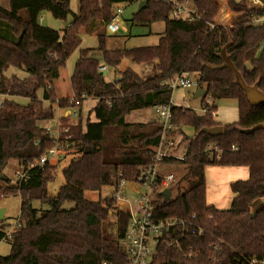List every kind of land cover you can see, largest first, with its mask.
I'll return each mask as SVG.
<instances>
[{
    "label": "trees",
    "instance_id": "obj_1",
    "mask_svg": "<svg viewBox=\"0 0 264 264\" xmlns=\"http://www.w3.org/2000/svg\"><path fill=\"white\" fill-rule=\"evenodd\" d=\"M132 1L79 0L78 13L70 9V0H7V8L0 6V95L28 99L25 104L7 98L0 102V197L18 195L20 199L16 219L19 226L9 238L5 237L9 225L0 220V241L9 240L10 246L6 255H0V264H100L103 260L126 264L119 240L129 221V212L119 208L111 194L97 200L84 196L85 191H100L103 187L113 190L120 179H132L138 166L150 163L161 126L155 120L127 122L126 116L156 104H168L172 90L163 82L177 74L197 71L194 58L211 59L215 50L221 49L219 44L225 36L226 43L233 37L241 47L234 58L249 81L256 78L258 64L264 63V23L252 22L254 17L264 15V0H257L254 5L245 0H226L236 15L228 28L219 21L217 0H188L198 14L193 20L171 18L174 6L171 2L140 0L145 4L133 13L131 21L148 28L160 23L157 43L108 47L107 35L100 28L113 16L115 4ZM42 12L63 21L68 15L71 18L60 31L40 23ZM80 29L87 34L95 33L97 45L78 49L69 84L72 97L96 99L89 110L95 121L86 118L83 124L78 116L77 123L69 125L70 148L77 155L62 168L63 182L56 194L50 195L46 185L52 180L55 165L38 164L39 157L53 144L44 125L54 115L51 103L65 106L71 98L57 99L52 85L59 69L79 46ZM123 58L140 65L139 73L128 66L121 69ZM100 64L112 68L117 78L106 80L98 69ZM8 68L22 76L6 75ZM197 76L203 89L200 107L205 111L199 114L189 107H170L174 128L168 134L181 135L178 143L187 144L181 159H168L181 164L182 172L172 185L177 189L174 197L163 201L159 193L156 195L155 216L194 215L203 231L202 236L194 237L195 242L207 245L220 241L216 254L228 264L238 257L264 259V190L260 186L264 184V148L258 149L262 130L241 132L226 128L214 135L205 131L220 125L213 115L217 108L215 101L222 97L236 99L237 123L254 122L261 109L258 105L251 106L236 88L223 91L229 78L228 69L211 68L203 76ZM40 89L42 99L37 96ZM207 98L210 102H206ZM61 121L64 125L66 119ZM183 127H190L192 134L186 135ZM208 144L218 146L219 158L215 153L209 157L204 151ZM231 145L236 149L232 150ZM12 159L28 169V177L18 184L11 183L2 173ZM207 165L248 169L246 179L230 183L233 197L226 209L205 201ZM33 199L48 204L49 208L37 213L31 206ZM68 201L73 205L62 207ZM175 259L178 264H192L181 260L179 255Z\"/></svg>",
    "mask_w": 264,
    "mask_h": 264
},
{
    "label": "built area",
    "instance_id": "obj_2",
    "mask_svg": "<svg viewBox=\"0 0 264 264\" xmlns=\"http://www.w3.org/2000/svg\"><path fill=\"white\" fill-rule=\"evenodd\" d=\"M161 1L173 3L171 18L193 20L198 17L196 8L188 0ZM121 6L122 2L114 5L113 16L104 25L112 33L117 32L121 26ZM252 22L254 25L264 23V15L254 17ZM213 26L211 23L210 27ZM222 26L226 28L225 23ZM98 69L101 72L105 71L103 65H100ZM163 85L173 91L178 88L196 87L197 80L187 76V73H181L164 81ZM82 98L84 99V97ZM81 99L71 97L68 105L58 106L56 104L53 107L54 115L44 125L45 133L49 135L53 144L45 154L39 157L38 164L40 166L50 162L51 158L58 157L59 159L60 156L57 154L60 155L62 151L70 148L72 142L68 135L69 125L77 123ZM206 102H209L208 98ZM171 105L172 103L169 102L168 104H156L152 107L157 123L161 126V133L150 163L138 166L137 173L132 179H120L117 187L111 192L115 204L129 212V221L119 240V244L125 252L126 264H178L175 259L176 255H179L181 260L192 262V264H228L216 254L219 251L220 241L218 244L208 243L207 245H198L195 242L194 237L202 236L203 231L194 221V215L182 218H156L155 216L156 195L159 193L163 200L161 191L163 189L170 190L177 180L176 172L166 171V166H176L168 159H181L183 156V154L178 155L179 141L176 140L175 135L168 134V131L174 128L171 123ZM202 111L205 110L202 109ZM62 118L66 119L64 125L61 121ZM231 149L234 150L236 147L231 145ZM204 151L209 157L215 153L216 158H219L220 149L217 145L208 144ZM13 175L14 179H10V182L18 184L28 177V169L20 165ZM140 188L143 190H139ZM15 226H19L17 221ZM13 230V228L7 229L5 237L9 238ZM161 257L163 261L159 260ZM100 264L113 263L103 260ZM233 264H264V259L238 257Z\"/></svg>",
    "mask_w": 264,
    "mask_h": 264
},
{
    "label": "rangeland",
    "instance_id": "obj_3",
    "mask_svg": "<svg viewBox=\"0 0 264 264\" xmlns=\"http://www.w3.org/2000/svg\"><path fill=\"white\" fill-rule=\"evenodd\" d=\"M246 3L251 4V0H245ZM218 6H219V12H220V22H224V20L229 19L233 20L234 13L230 11V9L227 6L226 0H217ZM139 0H134L131 3L128 2H122V14L120 17L121 26L119 27L118 31L115 33L110 32L105 28V34H108L106 38L107 46H115L119 48H132V47H142V46H148V45H155L158 41V38L160 36V32L162 29V25L160 23H155L154 25L150 26L149 28L144 25H136L131 21V17L133 13H135L137 7H138ZM0 6L7 8V0H0ZM69 7L73 12H76L78 9V0H70ZM43 21L41 22L42 25L51 27L53 29L62 30L65 25H67L68 21L70 20L71 16L68 15L67 19L65 21L55 19L53 18L48 12L43 13ZM110 34V35H109ZM81 41L77 48H75L72 53L68 56V58L65 61V64L63 67L59 69V76L53 80V87L55 96L58 98H64L71 95V88L69 84V76L72 72L75 60L78 56V49L83 47H95L97 45V37L95 34H81ZM224 42H227V36L224 38ZM231 43H220L219 47L221 48L219 50V53L216 52L214 56V60L210 63V61H202L201 58H194V63L198 67V70L195 72H188L187 76L197 80V74L200 76H203L206 74L214 65L213 69H217L219 67H223L228 69L229 71V78L228 80L233 79L234 84L236 80V76L233 72V70L230 68L229 64H232L234 68L237 70V72L243 77L246 84L250 86H255L259 91L264 93V90L261 89V75H262V69L259 70V68H262L259 64L257 67V73L256 78L252 81H249L244 73L243 68L238 64V61L234 58L235 52L238 49L233 48ZM213 65H210L212 64ZM105 67V71H103L101 74L104 76L107 80H113L117 78L116 72L108 67L107 65L100 64ZM130 67L135 72L139 73L140 65L137 63L132 62L129 58H123L121 60L120 68L123 69L124 67ZM9 71H13L10 73ZM17 73V70L13 68H8V70L5 71L6 75H12ZM227 80V81H228ZM235 81V82H234ZM238 84V82H237ZM239 85V84H238ZM237 85V86H238ZM198 86V82H197ZM239 90L240 94L246 98V94L244 90L241 89L240 86L236 88ZM42 93L43 90L40 89L37 92V96L39 99H42ZM194 86L188 87V88H178L174 89L171 94V100L175 103V105H187V107L192 108L196 111L201 112L200 107V96H194ZM0 99H4L3 97H0ZM13 100H16L18 103L25 104L27 103L28 99L25 98H15ZM209 100V99H208ZM45 105H49L50 102L43 101ZM210 102V100H209ZM93 101L85 100L83 102V110L85 111L86 107L89 106ZM209 104V103H208ZM52 107L56 105V102L51 103ZM216 105V112L218 119L222 120V124L220 123V126L223 127V129H226L227 127H224V123H229L231 120H237V108H236V99L233 97H222L220 99H217L215 101ZM261 109L260 116L253 122V124L264 122V104L258 105ZM185 107V106H183ZM148 116H155V113L151 110H137L132 113H130L128 116H126L127 122L136 123L139 120V117H142L143 119L147 118ZM156 119V117H155ZM184 133L186 135L192 134V129L190 127H183ZM231 129V128H230ZM243 132V131H241ZM175 138L177 141L181 139V135L175 134ZM187 142H182L178 145V155L183 154V150L186 148ZM259 146L264 148V131H262V138L259 143ZM59 157L51 158L50 163L54 164L55 167L52 172V180L49 181L46 185V189L48 194L55 195L59 186L63 182V177L61 170L63 167H65L72 157H75L77 153L74 152L72 148L65 149L59 154H57ZM10 162V161H9ZM174 165L166 166V171H174L177 173V177L180 176L181 171V164L175 163ZM16 167L14 166V163H8L5 168L3 169V175L9 177L10 179H14V171ZM180 169V170H179ZM5 173V174H4ZM171 189V195L170 198L174 197L177 193V189L173 186L170 187ZM226 189V187H225ZM128 190V189H127ZM143 190V189H139ZM228 190V189H227ZM264 190V186H263ZM111 187H103L100 191H85L84 196L89 200H97L99 197H104L112 192ZM264 194V193H263ZM211 200V197L209 198ZM264 200V195H263ZM228 201L226 202H219L215 203L212 202L211 205L214 204V206L218 209H225L228 207ZM19 204L20 199L18 195H7V196H1L0 197V209L5 208V215L4 219L2 218L5 223L9 225L7 229H14L16 226V219L18 217L19 213ZM73 205V202L68 201L64 202L62 207L69 208ZM31 206L33 209L36 210L37 213H40L41 211L48 209L49 205L46 203H41L38 200H31ZM10 246H9V240L3 239L0 241V255H6L9 252Z\"/></svg>",
    "mask_w": 264,
    "mask_h": 264
},
{
    "label": "crops",
    "instance_id": "obj_4",
    "mask_svg": "<svg viewBox=\"0 0 264 264\" xmlns=\"http://www.w3.org/2000/svg\"><path fill=\"white\" fill-rule=\"evenodd\" d=\"M251 2H252L251 4H253V5L258 3L257 0H251ZM139 3H140V0H139ZM78 8H79V0H78ZM43 13L44 12H42L40 14V23L43 21V15H44ZM74 13H78V9ZM235 17H236V15L233 16V18H235ZM231 21L232 20H229V19L224 20L223 23H225L226 28H228L230 26ZM104 29H105V27L103 26V27L100 28V31H105ZM82 33H84L83 32V29H80V34H82ZM92 34H95V33H92ZM106 35L108 36V34H106ZM231 42H232V45L231 46L233 48L238 49V50L241 49V47L238 46L235 38L232 37V39H231V41L229 43H231ZM223 43H226V42L223 41ZM219 50L220 49L217 48L215 51L219 53ZM214 56H215V54L213 55V57L211 59H208V60L203 59L202 61L203 62L204 61H210V63H211L214 60ZM120 65H121V63H120ZM120 65H119V67H120ZM210 65H213V63L210 64ZM259 65L262 67V68H259V70L262 69L261 84H263L264 63H259ZM213 67H214V65L212 66V68ZM221 68H223V67H219V69H221ZM9 72L12 73L13 71H9ZM15 74L18 75L19 77L22 76V74L20 72H18V71H17V73L15 72ZM242 79H243V77H242ZM229 81L230 80L226 81L224 83V85H223V88L222 89H223L224 92H228L231 88H238V86H239L237 84V81L236 82L234 81L235 82L234 84L229 83ZM244 82H245V80H244ZM52 87H53V85H52ZM260 88L264 90V88H262V87H260ZM53 89H54V87H53ZM200 89H202V88L199 85L196 86V87H194V94L193 95L194 96H200V98H201V94L203 93V89H202V91ZM0 97L7 98V99H12V100L15 99V98H24V97H17V96H2V95H0ZM67 97H72V92H71V95L70 96H67ZM67 97H64V98H67ZM58 99H62V98H58ZM1 100L2 99H0V101ZM85 100L93 101V103H91L89 106H87L86 109H85V111H84L83 110V102ZM14 101H16V100H14ZM170 102L172 103V105H175V103L172 102L171 99H170ZM95 103H96V99L91 98V97L84 98L81 101L80 106L78 108V116H81V119H82V123L83 124H84L86 118H89L90 121H95V118H94L93 114L92 113H89L90 108L93 107ZM175 106H177V105H175ZM180 106L187 107V105H183V104L180 105ZM145 110L146 111L147 110L148 111L149 110L150 111L152 110L154 112L153 108H146V109H144V111ZM196 112L199 113V114L204 113L202 111V109H201V112L200 111H196ZM213 116H214V118L217 121H219L220 123L222 122L221 119H218L217 112H215ZM139 118L140 119L137 120V121L140 122V123H145L146 121H150V119H152V118H153V120H155L157 122V119H155V116L154 117L148 116L145 119H143L142 117H139ZM234 119L231 120V122H229V123H224L223 126L229 128V129L231 128V129H233L235 131L247 132L254 125L253 122L252 123H249V124L237 123L236 122L237 120H234ZM258 149L262 150L263 148L258 145ZM9 163H14V166L16 167L15 169L20 168V164H19V162L16 159L10 160ZM247 176H248V169L246 167H244V166L207 165L204 168V177H205V187L204 188H205V201H206V203L211 205L212 202H215V203L223 202L224 203L225 201L226 202L228 201L227 204H228V207H229L230 202H231L232 197H233V193L231 192L230 187H229L230 183L233 182V181H236V180L246 179ZM260 186L263 187L264 184H260ZM225 187H226V189H225ZM210 197H211V200H209ZM3 209H4V215H5V208L3 207ZM4 215H3V219H4Z\"/></svg>",
    "mask_w": 264,
    "mask_h": 264
},
{
    "label": "water",
    "instance_id": "obj_5",
    "mask_svg": "<svg viewBox=\"0 0 264 264\" xmlns=\"http://www.w3.org/2000/svg\"><path fill=\"white\" fill-rule=\"evenodd\" d=\"M144 4H145V1H140L135 13H137L142 8V6ZM229 66L233 70L239 86L241 87L242 90H244V92L246 94L247 102L251 106H257L259 104H264V93L259 91L255 86H253V85L250 86V85L246 84L244 82V80L242 79V77L240 76V74L234 68V66L232 64H229ZM200 90L202 91V89H200ZM153 121H154L153 118L150 119V123H152ZM256 129L264 131V122L254 124L250 128V130H248V131H252V130H256ZM222 130H223V127L218 125V126H214V127L208 128L205 131L208 134H210V135H214V134H218V133L222 132ZM86 151H88V148H86ZM161 195H162L163 201H166L169 198V196H170V190L169 189H163L161 191ZM3 211H4V209L1 208L0 209V220L3 218Z\"/></svg>",
    "mask_w": 264,
    "mask_h": 264
}]
</instances>
